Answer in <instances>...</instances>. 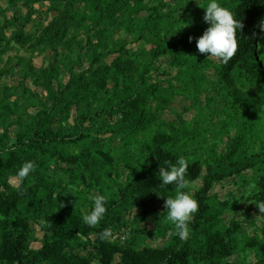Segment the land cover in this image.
Segmentation results:
<instances>
[{"label":"trees","instance_id":"16d2710c","mask_svg":"<svg viewBox=\"0 0 264 264\" xmlns=\"http://www.w3.org/2000/svg\"><path fill=\"white\" fill-rule=\"evenodd\" d=\"M219 2L243 25L227 64L189 41L208 27L196 0H0V56L47 57L37 67L15 55L0 71L20 70L25 95L19 104L0 85V264H235L236 255L248 264L252 254L264 264V213L255 204L264 201V55L256 47L264 4ZM178 95L190 103L168 121ZM181 156L190 186L202 182L185 239L162 214L173 190L158 178ZM26 161L34 169L22 177ZM228 180L236 192L212 195ZM97 196L107 211L89 226L83 217ZM243 203L263 220L254 236L247 213L237 219ZM136 208L134 234L112 242ZM32 224L43 233L39 248ZM105 228L111 236L101 239Z\"/></svg>","mask_w":264,"mask_h":264},{"label":"clouds","instance_id":"9594fccd","mask_svg":"<svg viewBox=\"0 0 264 264\" xmlns=\"http://www.w3.org/2000/svg\"><path fill=\"white\" fill-rule=\"evenodd\" d=\"M201 7L200 0H196ZM264 4V0H260ZM203 20L208 25L203 35L199 38L189 37L191 42L196 40V47L200 54L209 58H217L227 64L237 53L238 32L243 25L237 14L228 7L223 6L219 0H208L205 6ZM190 23L186 26H190ZM185 26V27H186ZM256 27L264 33V18H261ZM256 35L255 33L253 34ZM257 50L264 55V36L257 37ZM188 164L181 156L175 163L169 161L167 167L160 166L159 180L162 186H172L173 194L164 198L166 220L175 227L180 239H185L189 234V222L198 210V201L191 194V181L186 178ZM34 169L32 161H26L18 171V175L27 176ZM261 213H264V201L255 203ZM107 211L106 201L103 196L94 199L91 211L84 215L83 220L89 226H96L104 218ZM101 239H108L111 231L105 228L99 233Z\"/></svg>","mask_w":264,"mask_h":264},{"label":"rangeland","instance_id":"374dc122","mask_svg":"<svg viewBox=\"0 0 264 264\" xmlns=\"http://www.w3.org/2000/svg\"><path fill=\"white\" fill-rule=\"evenodd\" d=\"M169 2H171L172 0H168ZM6 6V5H5ZM40 9V7H39ZM21 11L23 13L26 12V10L24 8H21ZM45 13L42 15V17L40 18L41 20H44L45 17ZM8 16L11 17L12 13L9 12ZM53 14L49 15L48 20H50L52 18ZM39 20V19H38ZM40 20V21H41ZM2 21V20H1ZM47 23V21H46ZM32 24L29 25L28 30H31ZM264 36V35H263ZM15 55H19V56H24V57H34V63L37 67H41L43 62L45 63V61H47V57L45 56H39L37 53H33V54H27L26 51L22 50L20 51V53H18L16 50L7 52L6 54H4L2 57L0 56V71H3L6 66L5 63L7 61L8 58L14 57ZM262 61L264 62V58L262 59ZM176 71L173 70L171 71L169 74L170 76H175ZM22 76V72L20 70H16L14 72V70H12L7 76H4L3 78L0 77V85L2 86H10L11 88V93H12V99L14 102H17L19 104H23L24 100H25V95L23 93L22 90L18 89L16 87V85H18L21 81V77ZM163 79H169V78H161V80ZM33 82L32 80L27 81V86L28 87H32ZM164 85H166V82H164ZM190 102L185 98V96H176L175 97V102H174V106H175V111L174 112H170L167 113L165 115V118L170 121V120H176L177 119V114L176 113H181L183 112V107L185 105H188ZM22 115V113H20ZM187 118L188 114H185ZM17 121V120H15ZM17 124V123H16ZM13 125L11 126V134L15 135L18 133L19 131V127L17 125ZM119 140H116V143ZM14 183H17L16 180H13ZM202 186V182L198 181L196 183H194L193 185L190 186L191 188V194L194 196L196 194V192L199 191V189ZM238 190V187H236L235 182H231L230 180L224 182V183H218L216 184L215 188L212 191V195H218L221 199H223V197L225 195H228L229 193L232 192H236ZM247 213L248 215V223L250 224L249 226H245V222H244V229L246 230L247 234L250 236H254L255 234L259 233L258 229L261 228L263 226V220L261 218V215L259 213V211L255 208V206L253 205H248L247 203H243L240 208L238 209V214H237V219L238 220H243L245 214ZM140 218V209L136 208L133 212V214L131 216H129V225L121 230H117V232L115 234H113V236L111 237V241L114 243H117V241L121 240L124 241L128 236L130 237L131 235L134 234L136 226H135V219ZM193 218V217H192ZM234 218L232 213H227L223 216V225L225 227H229L230 223L232 221V219ZM251 221H255V225L254 223H251ZM144 226H146L144 224ZM3 231V227L1 225L0 222V234ZM125 231L126 234H125ZM43 237V233L39 230V227L37 224H32V235H31V245L33 248H39L41 246V239ZM147 237V236H146ZM143 238V237H142ZM147 243H150V245L154 246V247H161L163 245L161 240H155V239H151L149 241H147ZM240 259L238 258V255L234 256L231 258L230 262L231 263H240L239 261ZM116 261H118V259L115 260V264ZM256 263V259H255V255L252 254L249 258L248 264H255Z\"/></svg>","mask_w":264,"mask_h":264}]
</instances>
